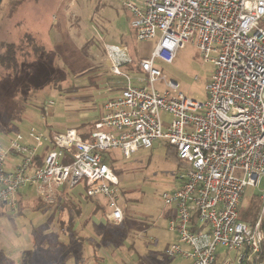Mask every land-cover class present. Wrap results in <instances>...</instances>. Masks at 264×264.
I'll use <instances>...</instances> for the list:
<instances>
[{"label": "built area", "instance_id": "2783aa9c", "mask_svg": "<svg viewBox=\"0 0 264 264\" xmlns=\"http://www.w3.org/2000/svg\"><path fill=\"white\" fill-rule=\"evenodd\" d=\"M120 1L136 39L155 40L139 61L143 75L132 83L121 69L131 62L127 46L106 45L110 71L123 84L104 102L92 140L75 128L47 133L34 126L0 140V203L16 210L25 187L51 200L83 179L85 194L102 198L105 218L119 224V177L101 152L130 158L164 139L183 164L178 184L163 193L175 209L167 222L175 236L165 254L191 264H264L262 216L252 223L240 218L246 187L264 178V0ZM190 39L214 68L204 102L186 97L155 66L172 62ZM42 150L41 164L34 165ZM259 197L264 212V188Z\"/></svg>", "mask_w": 264, "mask_h": 264}, {"label": "rangeland", "instance_id": "374dc122", "mask_svg": "<svg viewBox=\"0 0 264 264\" xmlns=\"http://www.w3.org/2000/svg\"><path fill=\"white\" fill-rule=\"evenodd\" d=\"M26 32L35 36L45 52L30 56L15 74L0 71V140L17 131L25 132L30 126L47 132V125L54 131L63 130L82 119H93L123 84L122 78L106 65V45H125L134 57L143 58L155 45L154 39H136L135 28L120 0H1L0 51L2 45L16 42ZM155 66L166 79L176 81L186 97L206 100L205 85L214 68L198 57L192 39L177 50L172 62L156 60ZM124 67L121 69L137 84L142 71L134 65ZM98 72L103 73V81ZM112 74L114 77L107 80ZM101 81L104 86L99 89ZM155 86L158 90L163 88L159 82ZM161 116L169 120L167 113L162 112ZM116 158L115 167L124 177L119 184V204L129 217L120 231L122 235L116 230L108 233L114 238L112 244L101 241L107 232L96 222L83 221L92 208V203L84 200L78 204L73 201L82 206L79 219L83 230L78 227L72 235L66 213L73 207L62 203L66 199L61 201L54 195L45 200L33 188L25 187L21 191L26 198L16 210L0 204V264H44V248L50 247L60 255L66 251L63 264H93L89 260L93 248L98 249L101 264H191L189 260L165 255V246L173 236L167 228V214L173 205L164 202L163 193L178 184L177 177L183 170L166 140L159 139L147 149L139 148L130 158ZM263 188L264 178L257 187H246L240 209L246 216L242 219H264L259 197ZM79 191L77 185L71 192ZM101 218L97 220H105ZM79 242L83 243L80 249H70V244ZM34 248L43 254H33ZM58 260L53 259V264H60Z\"/></svg>", "mask_w": 264, "mask_h": 264}, {"label": "trees", "instance_id": "16d2710c", "mask_svg": "<svg viewBox=\"0 0 264 264\" xmlns=\"http://www.w3.org/2000/svg\"><path fill=\"white\" fill-rule=\"evenodd\" d=\"M43 51L45 52V47H43V45H40V44L37 43L36 38H35V36L32 33L26 32L16 42H9V43H6V44L1 46V51H0V71H2L4 73H8V74H15L19 70L20 65H21L22 62L26 61L30 56H33V57L39 56ZM130 54H131V57H132L131 58V62H129L127 64H124L123 67L127 66V65H129V66L134 65L137 70L141 71V68H140V65H139V61L143 57H134L132 55V53H130ZM105 73L106 72H104V75H105ZM101 74H103V73H99V72L97 73V75L103 81V79L101 77ZM112 78H113V74H112V76L107 77V80H111ZM102 81L100 82L101 83V87L99 89H101L104 86V83H102ZM111 86H114V84L111 85ZM41 111L44 113V108L43 107H42ZM100 116H101V112H99L93 119H90V120H83L82 119L77 124H74V125L68 126V127L76 128L77 132L80 135L84 136V138L86 140H89L91 132L95 129V123L98 121ZM46 127H47L46 128L47 133H51L52 131H54V130H52V128H50L49 125H47ZM17 132H21V131H17ZM169 150L172 151V153L175 155V158L180 162V160L176 157L174 147L169 145ZM42 152H43V150L40 151L36 155L35 160H34V165L41 164ZM101 153H102V156H103V160L106 161L111 166L112 170L115 173L117 172L116 174L119 177V184H120V179H121L122 173L120 171H118V169H116L115 165H116V163L118 161V159L116 157L118 155H122V154L119 153L118 150H108V151H103ZM78 186L80 187L81 191H79L77 194H74V193L71 192L73 190V188H75V187H72V188L64 187L62 189L63 190V196L66 199V202H62V203L65 204V203L68 202V204L73 207L72 209H75L76 213L80 214V213H82V206H80V205L78 206L76 204H78L82 200L89 201V202L92 203V208L88 212L87 218H90L93 215H101V216L104 217L105 216V211H106L105 210L106 209L105 208V203L103 204L98 199H94L92 197H88L85 194V185L84 184L81 183ZM77 196H79V197H77ZM18 197H19V194H18ZM19 199H20V197H19ZM73 201H76L77 203L75 204ZM68 211H69V213L70 212L72 213L71 209L68 210ZM124 212H125V214H124L123 220L117 225L111 226L109 221L105 218L106 220L104 222V228H105L104 230L107 232V234L105 232L103 233V235L100 237L101 241H103V242L106 241V243L108 245L112 244V242H114V238L113 237H108V233H110V234L116 233V230L119 231L120 235H122V232H120V231L124 230V228L126 227L128 221H129L128 213H127V211L125 209H124ZM241 216H246L245 212H240V218L242 219ZM194 220H195V217H194L193 221ZM243 220L247 221V222H250V223L253 222V221L251 222V220H249V218H247V220H245V219H243ZM262 222H263V225H264V219L262 220ZM70 224H69V228H71V233H72V235H75V234H73L74 230H72V225H70ZM107 227H111L112 228L111 231H108L106 229ZM113 227L115 229H113ZM82 242H80L79 245ZM74 245L75 246H73V244H70V249L71 248L75 249V250L76 249H80L79 245L77 246L76 243ZM59 246L62 247L63 244H60ZM166 246H165V248H166ZM44 250H46L44 252V264H53V262H52L53 259H59L58 261H60V264H63V262H61V261H63V257L65 256L66 251H65V253H62V255H60V254L56 253L57 251H56L55 248H51V247L50 248H44ZM48 250H50L52 252L50 253ZM35 252H36V249L34 248L33 249V254ZM40 254H43V253H41L40 251L36 252V255L39 256ZM93 256L95 258H97V261H96L97 264H101L100 263L101 258L98 255V249L93 248ZM49 257H51V258L49 259ZM260 258L264 259V243H263L262 248H261V256H260ZM56 264H58V263H56Z\"/></svg>", "mask_w": 264, "mask_h": 264}, {"label": "crops", "instance_id": "0c3cea01", "mask_svg": "<svg viewBox=\"0 0 264 264\" xmlns=\"http://www.w3.org/2000/svg\"><path fill=\"white\" fill-rule=\"evenodd\" d=\"M134 1H136V2H139L140 0H134ZM123 6V5H122ZM123 9H125V14H126V17H127V19L129 20V23H130V19H131V14H130V12H129V10L125 7V6H123ZM130 53V52H129ZM106 65L108 66V69L110 70V68H109V66H110V61H109V59L107 58V60H106ZM113 77H114V75H113ZM120 88V87H119ZM122 88V87H121ZM117 95V94H116ZM116 95H114V96H116ZM114 96H112V97H114ZM67 128H73V127H66V128H64L63 130H65V129H67ZM76 129V128H75ZM63 130H55V131H63ZM77 130V129H76ZM82 136V135H81ZM84 137V136H83ZM135 152V151H134ZM120 153V152H119ZM182 164V163H181ZM183 165V164H182ZM124 177L123 176H121V179H120V182H121V180L123 179ZM19 197H20V199L18 200V204H19V202H22L21 200H22V198L24 197V198H26V195L25 194H23L22 193V191L19 193ZM77 197H79V196H77ZM55 198H58L59 200H63L65 197L63 196V190H59L56 194H55ZM100 202H102L103 204H104V200L102 199V198H99L98 199ZM79 203H81V202H79ZM2 205V204H1ZM79 206V205H78ZM105 208H106V206H105ZM72 210V214H71V212L69 213V211L67 210V225H68V227H69V224L71 223V225H72V230H74V233L73 234H75V232L78 230V227H79V229H81L80 228V225H81V221H80V216H81V213L79 214V213H76V210L75 209H71ZM105 210H107V209H105ZM90 211V210H89ZM106 212V211H105ZM123 213L125 214V212H124V209H123ZM174 215H175V209H174V207L173 208H171V210L168 212V214H167V219H170V218H172V217H174ZM97 217H102L101 218V220L102 219H105V216L103 217V216H101V215H93L92 217H90V218H84L83 219V221H86V222H88L89 224H93V223H98V225L99 226H101V228L104 230L105 228H104V222H105V220H103L102 222H100V221H98L97 220ZM65 223V224H66ZM82 223H84V222H82ZM68 230H69V228H68ZM81 230H83V229H81ZM172 233V232H171ZM173 234V233H172ZM174 234H173V236H172V239L174 238ZM171 239V240H172ZM80 243V242H79ZM79 243L77 244V246L79 245ZM105 243H106V241H105ZM167 245V244H166ZM93 264H97V258H95L93 255H92V257L89 259Z\"/></svg>", "mask_w": 264, "mask_h": 264}]
</instances>
